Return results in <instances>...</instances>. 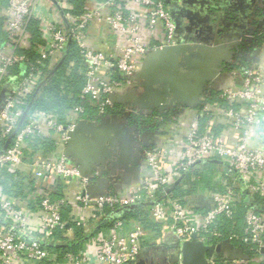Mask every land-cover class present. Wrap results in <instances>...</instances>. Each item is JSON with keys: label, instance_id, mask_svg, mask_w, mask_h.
Instances as JSON below:
<instances>
[{"label": "built area", "instance_id": "built-area-1", "mask_svg": "<svg viewBox=\"0 0 264 264\" xmlns=\"http://www.w3.org/2000/svg\"><path fill=\"white\" fill-rule=\"evenodd\" d=\"M82 1L84 10L76 11L77 0H0V178L5 179V171L13 174L26 194L12 195L0 184V264H51L60 256L67 264H131L138 259L145 230L139 225L125 233L120 220L110 236L84 252L53 249L64 244L56 234L71 231L65 211L73 200L72 205L92 211L94 229L108 209L145 201L152 204V220L179 243L197 234L207 244L229 240L242 247L218 229L222 219L233 217L237 210L241 193L234 184L223 183L224 190L206 192V208L190 197L173 196L171 190L190 170L218 158L236 172L248 195L264 198V53L256 47L243 55L249 56L247 65L233 59L226 63L217 100H205L200 108H178L168 120L157 116L143 125L144 130L155 131L156 139L143 148L142 178L92 196L88 186L105 178V173L96 169L83 176L64 154L85 107L75 106L61 123L53 113L30 111L32 97L64 61L69 45L75 44L87 64L79 96L93 104L99 116L109 113L118 106L111 95L140 89L135 75L146 54L179 40L167 0ZM255 57L258 60L250 62ZM121 106L117 111L131 112L132 117L140 113ZM37 137L52 140L53 151L36 149ZM75 182L81 189L78 193L73 191ZM50 183L60 185L64 197L41 189ZM245 231L244 241L253 245L252 254L242 247L249 259L228 260L221 254L222 260L264 264V209L247 212ZM216 255L208 264H216Z\"/></svg>", "mask_w": 264, "mask_h": 264}, {"label": "water", "instance_id": "water-1", "mask_svg": "<svg viewBox=\"0 0 264 264\" xmlns=\"http://www.w3.org/2000/svg\"><path fill=\"white\" fill-rule=\"evenodd\" d=\"M212 35L192 39V43L184 38L176 45L149 51L135 75L140 89L111 95L113 104L131 106L142 114L202 105L211 84L220 81L224 64L234 56L235 44L219 39L214 42ZM131 118L128 111L109 112L100 115L98 120L83 118L70 132L64 154L81 174L90 175L96 169L108 174L88 186L86 191L90 195L106 193L97 187L102 181L128 186L140 177L143 148L155 144L156 133L131 123ZM163 250L171 264H208V259L215 254H222L228 260L249 259L242 247L229 240L207 244L197 234L183 243L178 241L174 250L168 247ZM140 255L131 264H138Z\"/></svg>", "mask_w": 264, "mask_h": 264}, {"label": "trees", "instance_id": "trees-1", "mask_svg": "<svg viewBox=\"0 0 264 264\" xmlns=\"http://www.w3.org/2000/svg\"><path fill=\"white\" fill-rule=\"evenodd\" d=\"M102 2L104 0H97ZM167 4V3H166ZM76 11H83L85 7V2L82 0H77ZM249 52V51H247ZM242 63H248L243 58L241 59ZM87 69V64L84 58L81 56L78 47L75 44H71L68 47V52L65 55L64 61L60 64L58 69L54 73H49L46 79L45 84L41 87L38 94L32 97L30 104V111H44L48 113H53L57 116L58 121L61 123H66L68 112L73 109L77 105H83L85 107V111L81 114L82 118L89 120H98L99 113L97 108L90 104L89 102H84L80 98L81 90L85 84V72ZM208 101L217 100V95L215 93L207 94ZM124 106L118 105L115 106L113 111L121 109ZM197 108H200L198 106ZM173 109L167 112H159L158 115H164L165 120L173 114ZM177 112V111H176ZM157 115V114H156ZM152 116V115H150ZM150 116L143 115L142 113H138L134 118H131L130 121L134 124H138L140 126L150 124ZM173 116V115H172ZM170 119V118H169ZM205 124V123H204ZM203 124V125H204ZM162 126V124H161ZM204 127V126H203ZM34 147L36 149H41L45 153H49L54 149V142L49 139L37 137L34 139ZM208 162H203L202 165L206 166ZM5 173V179L0 178V184H4V187L8 192L12 195L16 196H25L24 188L21 182H16L13 174ZM201 170L192 169L190 170L184 178L178 183L172 190L171 194L180 198H191L193 194L199 191V189L204 188V186L209 185V181L204 177L192 179L193 174H200ZM236 172H230L229 168L226 166L225 176L228 178V184L235 185L237 191L241 193V198L238 203L237 210L234 213V216L224 217L222 221L219 223L218 229L222 232L223 236L233 237V241L245 248L248 253L253 252V245L247 244L244 239L247 237V233L245 231V216L249 210H263L264 209V198L259 195L250 196L248 195L241 186H239V181L236 179ZM11 183L12 186L8 185ZM184 184H187V187H184ZM212 189L222 191L225 186L222 183L216 182L211 186ZM159 196H162L160 194ZM60 197V196H59ZM140 209L137 211H132L131 213H127L124 216H119L120 219H124L131 217H139L142 216L141 223L144 225L145 229L153 228L160 226L159 224L153 222L152 218L150 219L149 213L152 208V204L150 203H142L139 205ZM115 210L108 209L106 211V216L101 222L99 228L104 226L105 224L112 223L111 220H107L108 222L104 223L107 215H110ZM79 229V228H77ZM82 235V234H81ZM79 230H77V240H73L71 242L65 243L62 246L54 245L53 249H58L62 253L72 252L74 254H78L80 251V247L84 244L83 239L81 238ZM57 239L65 241V238L62 234H56ZM82 239V240H81ZM214 239L213 241H215ZM216 264H231L230 262H224L221 258V254H217Z\"/></svg>", "mask_w": 264, "mask_h": 264}, {"label": "crops", "instance_id": "crops-1", "mask_svg": "<svg viewBox=\"0 0 264 264\" xmlns=\"http://www.w3.org/2000/svg\"><path fill=\"white\" fill-rule=\"evenodd\" d=\"M178 0H167V4L168 5H175L177 4ZM206 0H198V3H200L201 5L205 4ZM202 2V3H201ZM179 11V9H178ZM201 14L204 15L202 12ZM207 19H209V17H206ZM179 34H183L184 33V29L181 28V25L179 26ZM261 53H264V46L260 47L259 50ZM258 60L256 57L251 59L250 58V62L256 61ZM223 88V84L221 82L218 83H212L211 84V88L208 91L209 93H215L216 95H218V93L220 92V89ZM169 111V110H168ZM158 110H155L153 112H150L149 114H143L146 116H150L151 120L152 118H155L157 116H162L164 117V115L159 114ZM167 112V111H165ZM141 113V112H140ZM172 115H175L177 112L176 110H174V112H172ZM157 114V115H156ZM172 115L169 117L171 118ZM136 116V115H135ZM134 118V116L132 117ZM168 118V119H169ZM205 121V120H204ZM132 123V122H131ZM136 124V123H134ZM156 138H154L155 140ZM208 164L206 166L200 164L196 167V169H198L199 171L201 170L200 174H193L192 179H197L198 177H204L206 180L209 181V185L204 186V188L199 189L198 192H196L195 194H193V197H191L193 203H198L201 207H208L209 205V200L207 198H205V193L208 191H216L214 189L211 188V186H213V184H215L216 182L218 183H228V178H226L225 173H226V166L223 164V162L221 160H219L218 158H214L211 159L209 161H207ZM205 163V162H204ZM142 172V171H141ZM142 174V173H141ZM105 176L108 177V174L105 173ZM142 178V176L140 175L139 178H137L136 180H134V183H138L137 181H139ZM104 179V178H102ZM96 180V179H95ZM93 180V181H95ZM99 191H104L106 190V192H111L117 188H121V184L118 182H110L108 184V182L102 181L98 186ZM184 187H187V184H184ZM41 189L46 191H50V193H52V196L54 197H64L65 193L63 191V188L60 185H55L54 183H50V184H42L41 185ZM80 187L78 182H75L73 184V191L75 193L80 192ZM47 191V192H48ZM71 196V195H70ZM72 203H74V200L72 201ZM69 204L67 210L65 211V219L68 221L69 223V227L71 228V231L63 237L65 238V243L71 242L73 240H77L76 236H77V230H79L81 238L83 239L84 244L80 247V251L79 252H84L86 251L89 247H92L95 245V243H97L99 240H101V238H107L108 236H110L112 228L114 227V224L117 220L123 221L124 223V232L128 233L132 230H134L136 228V226H142L145 230V235L143 236V240H142V252L140 255V262L138 264H171L170 261L168 260L167 254L164 253V247H168L171 250H174L176 244L178 243L176 236L170 232L167 229H164L161 226L158 227H153V228H147L145 229L144 225L141 223V218L142 216L140 215L139 217H135V218H125L124 219H120L119 216H124L125 214H129L132 211H137L140 209V204L142 203H148V202H141L140 204H138L137 207L135 208H118L117 210H115L112 214L107 215L106 220L104 221V223L108 222L107 220H111L112 223H108L105 224L104 226H102L101 228L100 225L98 228L94 229L93 226H90V224L93 223V220L91 219L92 216V211L90 209H83L81 208L79 205L74 204L72 205ZM151 213V210H150ZM149 213V217L150 214ZM127 214V215H128ZM151 219V217H150ZM84 222L86 224H88V226H84ZM154 222V221H153ZM83 223V224H82ZM79 228V229H77ZM81 239V240H82ZM63 244V245H64ZM56 250V249H55ZM51 264H67L66 260L64 259L63 256H60L57 260V262L51 263Z\"/></svg>", "mask_w": 264, "mask_h": 264}, {"label": "flooded vegetation", "instance_id": "flooded-vegetation-1", "mask_svg": "<svg viewBox=\"0 0 264 264\" xmlns=\"http://www.w3.org/2000/svg\"><path fill=\"white\" fill-rule=\"evenodd\" d=\"M176 2L169 8L176 22L179 41L185 38L191 42L213 34L214 42L219 39L235 44L233 61H240L247 51L264 46V0H206L204 5L198 0ZM206 17H211V21ZM180 25L184 29L182 35L178 31ZM248 57L243 59L248 61Z\"/></svg>", "mask_w": 264, "mask_h": 264}]
</instances>
